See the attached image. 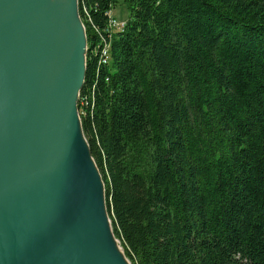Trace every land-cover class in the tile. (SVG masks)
<instances>
[{"label":"trees","instance_id":"16d2710c","mask_svg":"<svg viewBox=\"0 0 264 264\" xmlns=\"http://www.w3.org/2000/svg\"><path fill=\"white\" fill-rule=\"evenodd\" d=\"M78 13L81 129L124 256L264 264V0H78Z\"/></svg>","mask_w":264,"mask_h":264},{"label":"water","instance_id":"95a60500","mask_svg":"<svg viewBox=\"0 0 264 264\" xmlns=\"http://www.w3.org/2000/svg\"><path fill=\"white\" fill-rule=\"evenodd\" d=\"M78 0H0V264H130L77 110Z\"/></svg>","mask_w":264,"mask_h":264},{"label":"rangeland","instance_id":"374dc122","mask_svg":"<svg viewBox=\"0 0 264 264\" xmlns=\"http://www.w3.org/2000/svg\"><path fill=\"white\" fill-rule=\"evenodd\" d=\"M122 5V3H121ZM121 8H116L115 10H113L112 12V15L114 16V18L116 19V21L119 23V27H122L123 25H125V20H126V10L124 8V6H120ZM123 10V11H122ZM122 24V25H120ZM84 30H85V35H86V29H85V26H84ZM109 41H104V44L103 46L101 47V62H103V59L105 57L104 55V49H105V46L109 45ZM86 48L88 49V42H87V39H86ZM86 49V51H87ZM86 64V63H85ZM78 100H79V95H78V99H77V110H78V114H79V108H78ZM79 118H80V115H79ZM117 243V246L119 247V250L124 254L123 252V249L121 248V245L119 244V241H116Z\"/></svg>","mask_w":264,"mask_h":264},{"label":"bare ground","instance_id":"6f19581e","mask_svg":"<svg viewBox=\"0 0 264 264\" xmlns=\"http://www.w3.org/2000/svg\"><path fill=\"white\" fill-rule=\"evenodd\" d=\"M109 21H108V27L110 28V30L112 31H116L118 30V26H119V23L112 17V14L111 12H109ZM82 22V21H81ZM83 24V23H82ZM84 26V25H83ZM109 47V45L105 46V53L106 54V50L107 48ZM100 174V173H99ZM101 177V175H100ZM102 180V179H101ZM103 182V181H102ZM104 197H105V192H104Z\"/></svg>","mask_w":264,"mask_h":264},{"label":"built area","instance_id":"2783aa9c","mask_svg":"<svg viewBox=\"0 0 264 264\" xmlns=\"http://www.w3.org/2000/svg\"><path fill=\"white\" fill-rule=\"evenodd\" d=\"M104 53H105V49H104Z\"/></svg>","mask_w":264,"mask_h":264}]
</instances>
